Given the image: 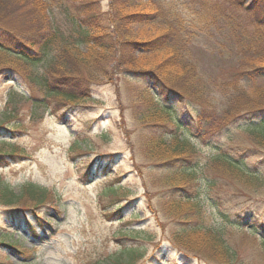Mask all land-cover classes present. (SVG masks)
I'll return each mask as SVG.
<instances>
[{"label": "rangeland", "instance_id": "374dc122", "mask_svg": "<svg viewBox=\"0 0 264 264\" xmlns=\"http://www.w3.org/2000/svg\"><path fill=\"white\" fill-rule=\"evenodd\" d=\"M109 1H104L105 9ZM119 1L128 5L121 6L127 13L160 11L153 24L130 26V40H152L170 26L186 31L200 84L209 88L205 100L214 113L208 114L219 122L242 114L229 131L191 141L204 163L220 152H235L232 148L239 145L248 149L253 165H260L262 180L218 181L217 186L201 187L199 200L205 226L225 229L230 235L236 254L233 264H264V242L258 237L263 238V231L252 235L248 226L251 218L264 224V146L258 148L239 130L253 116L236 111L237 105L252 110L255 103L264 106V73L240 77V85L246 86L243 95L228 94L231 75L242 71L241 64L244 70L252 64L264 66V48L257 51L253 44L264 0H259L260 9L255 11L238 10L237 0ZM82 4L83 0H0V41L11 43L16 38L11 49L57 33L48 53L31 64L17 52L0 51V191L25 194V200L13 207L5 205L0 194V264H112L114 260L209 264L171 244L173 225L158 201L167 184L143 145L140 121L148 114L150 93L115 65L112 52L92 51L82 43L78 33V26L84 27ZM226 14L238 16L241 37H232L230 27H224ZM36 50L33 56L40 54ZM91 54L98 56L88 63L84 57ZM171 55L165 51L135 56L142 68L149 69ZM64 75L90 85L91 100L69 107L70 103L52 96L46 84ZM146 87L157 94V87L150 83ZM175 108L179 117H190L199 109L192 102ZM229 137L235 142L227 141ZM115 186L122 187L118 203L107 193ZM37 190L45 196L41 204L32 197ZM130 236L135 241L126 239ZM13 245L24 253L8 248Z\"/></svg>", "mask_w": 264, "mask_h": 264}, {"label": "trees", "instance_id": "16d2710c", "mask_svg": "<svg viewBox=\"0 0 264 264\" xmlns=\"http://www.w3.org/2000/svg\"><path fill=\"white\" fill-rule=\"evenodd\" d=\"M104 1L106 0H83V11L80 18L83 19L84 27L79 25L78 33L82 43L89 46L92 51L99 49L112 52L111 59L115 65L121 70L124 69L127 74L134 76L135 82L145 86V93H150L148 114L143 115L144 119L140 121L144 131L143 145L146 156L153 160L155 168L162 171L167 184L164 191L159 193L161 196L158 201L161 211L173 225L171 244L183 253L209 264H233L236 254L230 245V235L225 229L204 224L201 213L202 205L199 200L200 188L217 186L218 181L222 180L228 181V184H234L236 183L234 181L243 179L249 182L260 181L262 180V172L258 168L260 165H253L252 159L247 155L249 154L248 149H243L240 145L238 148H232L235 152H220L204 163L200 150L196 144L192 143L191 139L200 137L209 140V136L213 137L229 131L234 120L239 119L242 114L232 120L231 118L223 120V122H219L216 116L211 117L208 114L213 112L208 108L205 100L209 88L205 89L200 84L202 79L194 68L193 59L189 56L191 47L188 45L190 40L184 37L186 31L181 33L180 28L170 26L164 34L156 36L152 40H130L128 32L131 27L153 24L160 15V11L145 13L134 10L127 13L125 7L121 6L128 5H122L119 0H110L111 3L106 9L103 7ZM128 1L132 3L152 2V0ZM237 3L238 10H259L261 6L259 0H237ZM225 18L228 22L224 27L226 25L230 27L232 37H241V23L238 21V16L226 14ZM255 26L257 36L254 37L253 44L254 48L260 51L261 48H264V11L257 18ZM54 33L57 35L56 32ZM53 34L41 35L40 41L37 36L29 45L23 44L22 48L15 46L17 51L10 48V45L17 43L16 38H11L9 40H12L11 43L0 41V51L8 54L17 52L18 57L31 64L39 61L43 55L48 53L50 46L55 41V34ZM42 38L44 39L42 40ZM36 49L40 53L37 55L38 58L33 56ZM165 51L172 55L157 67L149 69L142 68L135 56H147ZM241 55L244 54H239L240 57ZM94 56H98V54L86 55L84 59L89 63L91 59H94L92 58ZM261 63L264 64V61ZM241 67L242 71L234 75L233 78L231 75L228 82L231 88L228 94L231 93L233 98L243 95L246 88V86L240 85L241 82L243 83V80L240 81V77L252 75V73L259 75L264 73V66L252 64L245 70L242 64ZM147 83L157 87V94H153L152 90L146 87ZM89 87L88 84L83 85L81 78L66 75L53 78L46 84L47 91L52 96L60 97L65 103H70L69 107L90 101ZM232 97L227 99L229 104L232 103ZM186 102L196 104L199 108L196 110V114L190 117L177 116L175 107H180ZM254 105L257 106L254 110L249 105H237L236 111L241 113L249 111L245 115H252L253 120H259V122L252 120L249 125L239 130L245 131V134H248L249 138L256 142L260 148L264 146V106L260 107L257 103ZM227 141L235 142L230 137ZM121 190V186L110 187L107 189V193L118 203V201H122L118 198ZM27 192L31 193L29 190ZM41 192L43 191L37 190L35 195H32L39 204L45 197H41ZM0 194L5 197V203H7L5 205L8 207L18 206L25 200L24 193L14 196L6 188L1 189ZM148 195L152 194L148 193ZM29 209L32 208H27V210ZM37 219L40 220V217L38 216ZM250 221H252L248 224L251 227L250 234L257 235L256 233L259 231H263L264 234V224L254 218H251ZM33 235L37 237L35 233ZM258 237L264 242L262 240L264 236L262 238L258 235ZM126 239L135 241L131 236ZM8 248L24 253L15 245ZM134 257H138V254ZM112 264L122 263L119 260H114Z\"/></svg>", "mask_w": 264, "mask_h": 264}]
</instances>
